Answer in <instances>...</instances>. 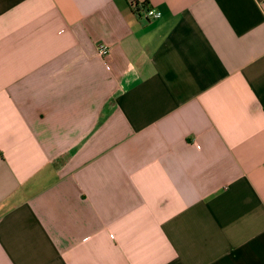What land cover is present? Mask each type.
<instances>
[{
	"label": "crops",
	"instance_id": "crops-1",
	"mask_svg": "<svg viewBox=\"0 0 264 264\" xmlns=\"http://www.w3.org/2000/svg\"><path fill=\"white\" fill-rule=\"evenodd\" d=\"M137 4L0 0V264H264V0Z\"/></svg>",
	"mask_w": 264,
	"mask_h": 264
},
{
	"label": "built area",
	"instance_id": "built-area-1",
	"mask_svg": "<svg viewBox=\"0 0 264 264\" xmlns=\"http://www.w3.org/2000/svg\"><path fill=\"white\" fill-rule=\"evenodd\" d=\"M137 12H141L144 17H146L147 19H154V18H158L159 16H161V11L158 9H154V8H143L141 9V6L136 4V9ZM96 50L98 52L99 55L104 56L108 53L109 51V46L105 43H98L96 46Z\"/></svg>",
	"mask_w": 264,
	"mask_h": 264
},
{
	"label": "trees",
	"instance_id": "trees-1",
	"mask_svg": "<svg viewBox=\"0 0 264 264\" xmlns=\"http://www.w3.org/2000/svg\"><path fill=\"white\" fill-rule=\"evenodd\" d=\"M146 3H147L146 1L143 2L144 5H145ZM129 4H130L131 6H133V5L137 4V0H129Z\"/></svg>",
	"mask_w": 264,
	"mask_h": 264
}]
</instances>
